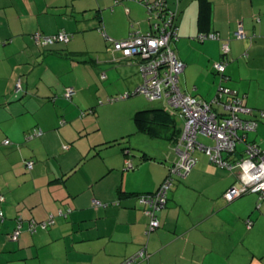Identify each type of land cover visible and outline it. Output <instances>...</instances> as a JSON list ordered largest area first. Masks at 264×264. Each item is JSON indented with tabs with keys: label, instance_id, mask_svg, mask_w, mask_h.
<instances>
[{
	"label": "crops",
	"instance_id": "0c3cea01",
	"mask_svg": "<svg viewBox=\"0 0 264 264\" xmlns=\"http://www.w3.org/2000/svg\"><path fill=\"white\" fill-rule=\"evenodd\" d=\"M144 1L0 0V42L4 41L0 47L20 37L23 54L27 48L32 50L33 55L41 56L42 65L48 59L63 58L68 60L69 72L75 71L82 61L86 65L108 58L109 51L107 55L98 53L104 49V42L109 46L112 39H123L133 31L152 30L154 19ZM167 3L176 12L177 38L172 47L185 64L180 74L185 92L210 99L220 83L214 64L227 62L226 85L242 94L250 109L242 116L258 125L234 151L223 152L222 156L230 162L246 158L248 143L264 147V0ZM240 26L245 38L234 36ZM60 30L72 38L53 45L55 54L29 37L35 31L54 34ZM203 32L218 33L220 39L201 40L199 35ZM224 41L229 44L226 56L221 50ZM46 50L49 51L43 56ZM93 50L97 55L92 58L88 54ZM111 53L112 63L119 66L111 67L108 73L120 83L119 90H136L143 80L139 59H126L118 51ZM105 64L108 67L111 62ZM67 68L52 66L42 73L37 86L27 87L26 93L39 97L41 83L49 91L56 84L55 79L62 81ZM45 75L50 82H45ZM63 86L74 88V93L67 95V116L72 121L76 119L72 123L76 131L86 129L89 135L100 130L101 121H96L95 115L87 116L90 111L96 113L97 104L88 102L86 89L73 76L66 78ZM130 106L133 111L141 110L137 104ZM67 121L43 125V134L28 139L26 133L35 122H23L14 130L3 129L2 143L6 139L11 143H4L9 147L0 150V195L5 196V201L0 202V264H121L141 249H145V257L134 264H264V198L257 192H247L232 201L224 196L229 188L244 185L241 168L221 167L200 151L197 163L188 173L176 174L167 206L158 212L161 226L148 232L151 219L138 196L156 190L177 162L179 134L173 140L174 158L158 167L154 165L157 170H150L141 183H131L130 174L138 171L135 164L132 162L134 166L127 168L124 163L128 160L120 150L108 149L115 146L110 141L124 137L131 129L120 127L114 131L116 136L91 134L78 143L81 136L67 134L73 127ZM135 125L139 130L136 122ZM29 141L32 144H27ZM204 143L215 145L213 139ZM144 154L143 161L152 159ZM14 155L15 159L10 160ZM28 161H33V168H27ZM60 210L67 215H60ZM52 216L53 225L37 227L34 232L28 229L31 219L43 221ZM17 217L23 219L22 230L14 237Z\"/></svg>",
	"mask_w": 264,
	"mask_h": 264
},
{
	"label": "built area",
	"instance_id": "2783aa9c",
	"mask_svg": "<svg viewBox=\"0 0 264 264\" xmlns=\"http://www.w3.org/2000/svg\"><path fill=\"white\" fill-rule=\"evenodd\" d=\"M144 2L149 16L154 19L152 30L148 33L133 31L123 39H112L111 47L113 51L121 52L126 59L134 57L139 59L143 80L136 92L143 93L152 101L166 98L168 103L179 111L183 119V129L176 148L178 160L172 168V173L178 175L188 173L198 161L195 152L204 151L212 163L225 168L239 167L242 170L244 185L241 188H229L224 194L228 201L247 192H257L263 199L264 150L260 149L257 144L248 143L245 149L246 158L230 162L222 156L223 152L234 151L237 144L246 138V134L255 130L258 125L257 121L242 116V114L249 113L250 109L245 105L242 94L237 89L226 85L229 78L225 74L226 61L222 60L214 64L221 79L217 95L213 100L208 101L185 92L179 81L185 64L172 47V42L177 38L176 12L168 7L167 0H146ZM234 36L246 37L242 26L234 32ZM34 38L37 43L47 45L58 41L67 42L70 33L60 31L43 37L41 33L36 32ZM199 38L201 40L220 39V35L215 32H203ZM221 50L224 56L228 55L229 44L224 41ZM73 93L74 88L69 87L67 95ZM219 106L223 108H219ZM36 134H40V132L34 130L30 137ZM199 135L213 139L215 145H208L200 141ZM6 143H9V140H6ZM126 163L130 164V161ZM28 165L31 167L32 162H29ZM171 185L172 178H168L155 194H148L141 199L149 205L146 213L151 217V228L159 226V221L153 217V208L158 209L165 204ZM0 198L4 200V196ZM96 203L98 202L96 201ZM21 222L13 232L14 237L20 233ZM51 222L52 220L44 222L42 226L45 227ZM251 224L249 222V225ZM36 227V222L31 220L30 228L35 231ZM143 257H145V252L141 250L122 264H134Z\"/></svg>",
	"mask_w": 264,
	"mask_h": 264
},
{
	"label": "rangeland",
	"instance_id": "374dc122",
	"mask_svg": "<svg viewBox=\"0 0 264 264\" xmlns=\"http://www.w3.org/2000/svg\"><path fill=\"white\" fill-rule=\"evenodd\" d=\"M35 33L36 31L29 35V37H31L33 43L38 46H42L36 43L34 38ZM42 35L43 37H45L53 34L42 33ZM71 38L72 36L70 34L69 40ZM95 41L98 46L99 41L96 39ZM67 42H56L53 45ZM110 43L111 41L109 42L108 46L105 45L104 42V49L98 52L99 54L107 55V52L109 51L110 56L106 59H103V62H101L100 59H97L96 62L87 63L85 65V62L82 61L81 65H79V67L75 71L72 70L70 72V68L67 64L68 60H62L63 58L60 61H53L52 59H48L46 64L42 65L43 61L39 60L41 56H37L35 53L33 55L32 50L29 51V49L27 48V51L23 54V49L21 47L22 42H20V37L16 38L14 42L0 47V150L2 151V147H9L8 145L4 144L5 141H3L2 143V140H4L2 139L4 138L2 133L3 129H17L22 125L23 122L26 121H32L36 124L34 127L30 128L29 131H27L26 139H28L30 131L37 128L39 129L41 127L44 128L43 125H60L63 120H68L67 124L73 126L72 123L75 122L76 119L72 121L69 116H67L69 115L68 113H70L67 110L70 105L68 104L69 97H67L66 91V88L68 87L64 88L63 86V81L66 82V78H71L73 76L74 80L79 82V85L86 89V94L88 95L86 96V98L88 99V102L94 101L97 104L96 113L93 114L92 111H90L88 112L87 116L95 115V120L101 121V129L98 131H91L89 135L104 133L108 136H116L114 131H116L120 127L125 128V130L131 129L130 131L126 132L127 134L124 137L120 135L121 137L117 136V139H113L112 142H114L113 144H115V146H113L112 148H108L119 149L124 158L135 164V169H138V171L134 174H130L131 176L129 177V182L141 183L142 180L146 179V177L149 176L150 170H157L154 165L158 167V164H166L168 160H172L175 155V145L173 143V139L168 138V136L170 135L171 131H173L174 126L161 130L159 132L160 135L157 136H152L144 131H139L137 130L135 121L133 119V116L137 109L133 111V109H130V105L137 104L141 109L152 107L166 109L167 111L175 115V118L177 120L175 129L177 130L183 127V119L180 117L178 111L169 105L166 98L152 101L149 100L143 93H137L124 99L110 101L111 98H116L126 93V91L124 92L119 90L120 83L114 81L113 77L110 75V73H108L111 67L113 69L119 66V63H112L114 57L111 53L112 47L110 46ZM0 44L3 45L4 41H1ZM53 45L43 47L51 49L50 53L55 54L53 51ZM48 51L49 50H46V52H44V55H42L45 56V53H48ZM96 55V50L90 51L88 54V56H92V58L96 57ZM74 59L79 60L80 58L78 57L77 59ZM107 61L111 62V64H109L110 66L107 65L108 67H105V62ZM52 66L57 69H66L68 66V71L62 81L60 79H55V82H57L53 87L49 88V91H47L48 89L45 87L46 85L41 83L42 90L44 91H40L39 97H36L33 93L27 94L26 92L29 91L27 87L37 86L41 79L42 73L48 71V69H51ZM45 76V82H50L47 80L48 76ZM218 87L219 84L216 87L215 93L210 95V99H208V101H211L216 97ZM58 89H62L61 92H59ZM134 90L135 88L131 89V91ZM219 108L223 107L219 106ZM79 117L80 119H84L81 118V116ZM55 126L57 128L59 127L58 129L62 128L57 125ZM67 134L76 136L80 135L81 138H79L78 143L89 136L86 129H83L82 132H78L76 131L74 126L72 127V131L67 132ZM49 135L51 136V133ZM199 140L204 142L210 141V139L202 135H199ZM29 143L32 144V141H29L27 144ZM26 147H28V145L25 146V148ZM123 147H127V151H129V154L125 153L126 151L125 149H123ZM260 149L264 150V147H260ZM144 153L152 156V159H150L149 161H143L142 155H144ZM201 153L202 152L200 151H196L195 156H197V154L201 155ZM15 157V155L11 156L10 160L13 158L15 159ZM142 161L143 163H141ZM150 161H152L151 163L155 164H149ZM125 165L126 164L124 163V166ZM141 166L142 168H140ZM76 169L78 170V168ZM176 178L177 177H175L174 182L177 181ZM173 186L174 183L171 189H173Z\"/></svg>",
	"mask_w": 264,
	"mask_h": 264
},
{
	"label": "trees",
	"instance_id": "16d2710c",
	"mask_svg": "<svg viewBox=\"0 0 264 264\" xmlns=\"http://www.w3.org/2000/svg\"><path fill=\"white\" fill-rule=\"evenodd\" d=\"M168 4V3H167ZM61 31V30H60ZM59 31V32H60ZM62 31H65V30H62ZM39 33H41V32H39ZM41 35H42V33H41ZM43 36V35H42ZM36 41V40H35ZM58 42H64V41H58ZM37 43V42H36ZM56 43V42H55ZM38 44H40V45H42V46H50V45H53V44H47V45H45V44H41V43H38ZM137 57H134L133 59H136ZM128 59H130V58H128ZM227 63V62H226ZM219 73V72H218ZM220 79H221V75H220ZM137 89V88H136ZM137 93H139V92H136V90L135 91H131V92H126V93H124V94H122L121 96H119V97H116V98H111L110 99V101H114V100H117V99H124V98H127V97H130V96H132V95H135V94H137ZM126 95V96H125ZM177 110V109H176ZM178 111V110H177ZM178 113H179V111H178ZM179 115H180V113H179ZM181 117V116H180ZM134 120H135V122H136V124H137V127H138V129L139 130H141V131H144V132H146V133H148V134H150V135H152V136H157V135H160V131L161 130H163V129H166V128H168V127H173L174 129H173V131H171V133H170V135L168 136V138H171V139H173V140H176L177 139V137H175L176 135H178V136H180L181 135V132H182V129H183V127H182V129L180 128V129H175V125H176V118H175V115L174 114H172L171 112H169V111H167L166 109H164V108H154V107H152V108H147V109H141V110H138L136 113H135V115H134ZM64 122H62V124H63ZM41 128H37V129H34V130H37V131H39ZM34 130H32V131H30L29 132V137L28 138H33V137H35V136H38V135H40V134H42L43 132H42V129L39 131L40 132V134H36V135H34V136H32V137H30L31 136V134H33V132H34ZM173 133H174V135H173ZM6 140H9V139H6ZM6 140H5V143H6ZM9 143H11V141L9 140ZM9 143H6V144H9ZM109 143H111V144H113L114 142H112V141H110ZM123 149H125V150H127V148L125 147V148H123ZM143 157L144 158H146L145 157V154L143 155ZM29 162H32V166L31 167H29V165H28V163ZM131 164V165H130ZM130 164H126V166H127V168L129 167V168H132L134 165H133V163L132 162H130ZM27 168L28 169H31V168H33V161H28L27 162ZM175 177H176V174H173L172 173V168H169V170H168V173H167V175L165 176V178L163 179V181L161 182V184H160V186L156 189V190H154V191H150V192H144V193H140V195L138 196V198H139V200H140V202H141V204L143 205V210H144V212H145V214L151 219V217L146 213V211L149 209V205H147V204H145L143 201H141V199L143 198V196L145 197L146 195H148V194H150V195H152V194H155L156 192H157V190L161 187V185L168 179V178H172V185H173V183H174V179H175ZM172 185H171V187H172ZM170 190H171V188L168 190V193H167V199H166V202H165V204H163L162 206H160L158 209H155V208H153L154 210H153V212H154V214H153V217H155L157 220H158V218H157V216H158V212L159 211H161L162 209H164L166 206H167V203H168V200H169V198H168V194H169V192H170ZM245 194V193H244ZM243 195V194H242ZM1 196H4V195H0V197ZM3 201H5V196H4V200H1V198H0V202H3ZM94 202H96V200H94ZM98 202V201H97ZM0 212H2V215H3V211H2V209H0ZM60 212V215H67L63 210H60L59 211ZM23 221V219L21 218V217H17V225H16V228H15V230L18 228V225H19V223L21 222V221ZM31 220H33V221H35L36 222V224H37V227H42V228H47V227H49V226H51V225H53L54 224V222H55V219H54V217L52 216V217H50V218H48V219H46V220H43V221H37V220H35V219H31ZM31 220L29 221V225H28V229L30 230V231H32V232H34V230H32L31 228H30V222H31ZM52 220V222L50 223V224H48L47 226H45V227H43L42 226V223H44V222H47V221H51ZM159 221V220H158ZM161 226V223H160V221H159V226L158 227H155V228H151V224H150V229L148 230V232H151L150 230H155V229H157V228H159ZM37 227H36V229H37ZM36 229H35V231H36ZM14 230V231H15ZM21 230H22V222H21V228H20V232H21ZM141 250H144V252H145V249H141ZM140 250V251H141ZM138 253V252H137ZM136 254H134V255H131V256H128V257H126L122 262H121V264L126 260V259H128V258H131V257H134ZM140 259V258H139ZM138 259V260H139ZM137 260V261H138ZM136 263V262H135Z\"/></svg>",
	"mask_w": 264,
	"mask_h": 264
}]
</instances>
